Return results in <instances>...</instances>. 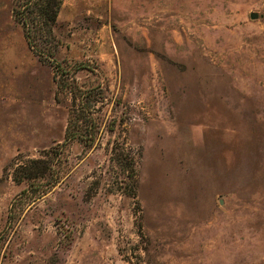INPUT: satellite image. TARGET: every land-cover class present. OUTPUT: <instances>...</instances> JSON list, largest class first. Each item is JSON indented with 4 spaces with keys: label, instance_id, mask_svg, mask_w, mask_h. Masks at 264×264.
Wrapping results in <instances>:
<instances>
[{
    "label": "rangeland",
    "instance_id": "374dc122",
    "mask_svg": "<svg viewBox=\"0 0 264 264\" xmlns=\"http://www.w3.org/2000/svg\"><path fill=\"white\" fill-rule=\"evenodd\" d=\"M53 35L0 0V264H264V0H63Z\"/></svg>",
    "mask_w": 264,
    "mask_h": 264
},
{
    "label": "trees",
    "instance_id": "16d2710c",
    "mask_svg": "<svg viewBox=\"0 0 264 264\" xmlns=\"http://www.w3.org/2000/svg\"><path fill=\"white\" fill-rule=\"evenodd\" d=\"M63 0H11V17L15 23L19 25L22 31L24 41L28 49L34 54L39 61H50L53 58L54 51L59 46L58 41L53 35V28L55 26ZM83 95H72L73 106L75 102H82ZM87 99V97H84ZM77 107V106H76ZM75 123L83 120L85 112L81 110L78 112ZM73 118L74 112H70ZM74 119V118H73ZM72 119V120H73ZM71 119L65 132V140L73 138V136H80L78 129L74 130L71 126ZM74 130V134H71ZM94 124H90V130H86L89 139L97 132ZM76 131V132H75ZM77 134V135H75ZM22 169L18 172L17 169ZM17 166L14 170V181L20 183L23 179L30 180L41 178L46 173V163L41 160H32L23 166Z\"/></svg>",
    "mask_w": 264,
    "mask_h": 264
},
{
    "label": "water",
    "instance_id": "95a60500",
    "mask_svg": "<svg viewBox=\"0 0 264 264\" xmlns=\"http://www.w3.org/2000/svg\"><path fill=\"white\" fill-rule=\"evenodd\" d=\"M250 18L251 19H256L257 18V14H254V13L253 14H250Z\"/></svg>",
    "mask_w": 264,
    "mask_h": 264
}]
</instances>
